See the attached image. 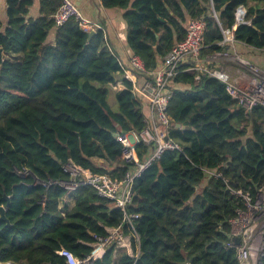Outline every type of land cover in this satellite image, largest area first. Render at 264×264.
<instances>
[{"label": "trees", "instance_id": "obj_1", "mask_svg": "<svg viewBox=\"0 0 264 264\" xmlns=\"http://www.w3.org/2000/svg\"><path fill=\"white\" fill-rule=\"evenodd\" d=\"M5 2V24L0 5V207L6 208L7 221L0 220V263L67 264L57 253L61 249L84 259L93 253L96 237L122 227L124 234L138 236L134 255L111 248L91 264H239L227 243L230 221L244 205L232 191L253 197L264 191V108L247 113L221 81L185 72L183 65L167 86L170 137L182 150L164 153L135 180L126 214L139 218L131 226L124 211L93 188L71 191L61 184L72 180L68 164L124 179L131 164L116 135L144 131L146 103L123 80L118 108L112 110L109 97L122 73L120 62L106 48L102 31L90 38L75 19L55 26L52 16L61 0H39L37 18L30 17L35 0ZM101 3L123 11L129 51L148 71L185 40L190 19L206 21L203 58L227 52L224 31L264 50V0ZM242 7L247 13L238 24ZM136 149L140 161L151 155L144 144Z\"/></svg>", "mask_w": 264, "mask_h": 264}, {"label": "built area", "instance_id": "obj_2", "mask_svg": "<svg viewBox=\"0 0 264 264\" xmlns=\"http://www.w3.org/2000/svg\"><path fill=\"white\" fill-rule=\"evenodd\" d=\"M61 6L52 16L57 28L63 27L70 20L75 19L85 32L102 31L108 50L118 58L122 73L118 77L117 84L112 90L124 87L123 80L132 83V93L139 101L147 102L151 115L147 118V126L141 133L129 132L117 134L116 140L122 145L124 161L131 164V169L122 180H112L108 176L96 175L89 171L75 167L72 164L65 166V171L71 176L70 183H62L66 189L75 191L81 186L91 187L103 198L111 200L125 213V223L131 224L138 215H128L126 210L134 198L135 180L154 161H158L166 152H181L182 148L175 143L170 132L173 127L172 119L168 114V105L171 94L167 91L168 82L175 78L183 65L188 67L185 72L207 73L221 81L231 98L247 113L256 107L264 108V73L257 67L249 65L252 79L247 88L240 87L236 80L224 69H210L204 62L212 63L213 55L202 57L205 47V33L207 24L205 19H190L187 24V36L184 41L178 43L162 62L153 71H148L144 61L137 55L131 54L127 61H122L112 50L107 41V30L87 20L80 9L71 0H61ZM238 21H244L246 12L243 8L237 11ZM225 42L235 41L232 31H224ZM222 43L221 45H223ZM200 80V76L196 77ZM144 144L151 150L150 157L140 161L137 154V145ZM209 175L214 173L207 171ZM234 195L242 199L244 207L239 209L236 218L230 221L231 233L227 247L236 250L239 264H264V191L253 197L244 191H232ZM130 226V227H131ZM108 236L96 237L92 244L94 251L84 259H78L71 251L61 249L58 255L65 258L67 264H91L99 259L107 250L114 248L115 254L119 250H125L130 256L134 255L133 240H138L132 228V234H124L122 227L107 229ZM236 240L240 243L237 244ZM0 264H14L12 262Z\"/></svg>", "mask_w": 264, "mask_h": 264}, {"label": "crops", "instance_id": "obj_3", "mask_svg": "<svg viewBox=\"0 0 264 264\" xmlns=\"http://www.w3.org/2000/svg\"><path fill=\"white\" fill-rule=\"evenodd\" d=\"M80 9L82 15L89 21L103 25L107 30V41L112 50L122 61H127L131 55L127 46V24L123 18V11L119 9H105L102 6L101 0H71ZM1 5V19L5 24L7 22L6 16V2L0 0ZM247 13V9L242 7ZM40 15L39 0H35L33 7L30 10V17L37 18ZM238 24L240 23L238 21ZM96 32V31H95ZM233 33V32H232ZM234 35V33H233ZM55 33H51L49 40L53 42ZM227 52L215 53L213 55L214 61L212 63L204 62V66H212L214 69H224L227 71L236 83L242 87L247 88L251 79L252 72L249 65L257 66L264 73V50H256L247 46L244 43L237 41L227 42ZM108 46L106 45V48ZM108 49V48H107ZM236 57V64H229ZM230 66H229V65ZM234 67V68H233ZM117 89L110 92L109 104L113 111L118 108L116 102ZM146 114L149 117L151 112L149 105L145 102ZM70 205V204H69ZM74 206V202L70 207Z\"/></svg>", "mask_w": 264, "mask_h": 264}, {"label": "water", "instance_id": "obj_4", "mask_svg": "<svg viewBox=\"0 0 264 264\" xmlns=\"http://www.w3.org/2000/svg\"><path fill=\"white\" fill-rule=\"evenodd\" d=\"M95 34H96L95 31H91V32H90V38H91L92 36H94ZM2 62H3V60H2V49L0 48V65L2 64ZM176 127H177V128H180L181 125H180V124H177ZM6 200H7L8 203H9V198H8V197L6 198ZM0 213H1L0 220H5V221H7V218H6V215H5V213H6V208H5V207H0ZM236 243L239 244L240 241H239V240H236Z\"/></svg>", "mask_w": 264, "mask_h": 264}, {"label": "rangeland", "instance_id": "obj_5", "mask_svg": "<svg viewBox=\"0 0 264 264\" xmlns=\"http://www.w3.org/2000/svg\"><path fill=\"white\" fill-rule=\"evenodd\" d=\"M232 59H234V60H232V61H229L228 63L229 64H236V57H234V58H232ZM228 64V65H229ZM230 66V65H229ZM234 68V67H233ZM68 202H69V204H70V206L72 205V203L74 202L72 199H70V200H68Z\"/></svg>", "mask_w": 264, "mask_h": 264}]
</instances>
